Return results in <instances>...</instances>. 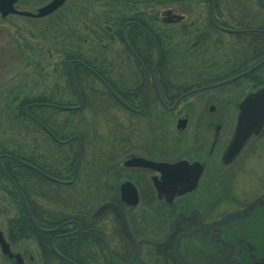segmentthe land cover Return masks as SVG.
<instances>
[{
	"label": "trees",
	"instance_id": "obj_1",
	"mask_svg": "<svg viewBox=\"0 0 264 264\" xmlns=\"http://www.w3.org/2000/svg\"><path fill=\"white\" fill-rule=\"evenodd\" d=\"M46 1L48 0H18L17 7L33 10ZM128 1L132 0H67L59 10L45 17L46 20H52L50 23L51 29L58 33L57 37L60 38L54 43V47L58 50V55H60L58 56L55 69V82L59 88H53L54 91L58 92V90L63 89L77 95L68 65L70 60L77 59L104 76L116 93L126 100L120 85L124 83L121 79L116 78L115 80V77L110 74L111 70L100 68L98 66L100 64L98 62L99 58L96 56V58L93 56L89 57V54L83 51L85 47L83 39L89 37L88 33L108 31V27L113 28L111 29L113 33H107L106 36L111 34L108 36L110 38L112 35H118L120 39L121 27L128 20L142 15V12H138V9H132L131 14L126 15L124 10ZM200 1L208 2L209 5L212 2V0ZM155 2L166 3L163 0H155ZM257 3L256 6L264 13L263 7L259 2ZM241 4L244 7L255 6V4L247 0L229 1V5L234 7ZM221 10L222 5L218 2L214 15H220ZM256 11L259 12L255 7V14L257 13ZM66 12L67 15L64 17ZM230 13L233 15L232 11ZM216 21L228 28L239 27L242 29L247 23L251 25L247 14H244L243 19L237 20L236 26L220 19H216ZM141 22L155 36H158V30L155 28L153 21L142 20ZM132 27L136 28L135 26ZM255 27L264 29L263 17L258 18ZM212 28L216 29L213 26ZM137 29L140 30L139 28ZM63 30H70V34L67 35L62 32ZM63 35L68 40L63 39ZM166 35L165 39L168 38ZM236 35H239L243 42H247L245 49L243 48L244 44L241 42L235 48V50L243 52L241 55L244 60H242V63L237 64L235 68V70L239 71L251 66V64H246L251 62V59H253L255 64L264 57V32H255L250 36H241V33ZM158 41L162 50L160 62L171 61L169 58L174 53L173 49L164 43L162 44L159 38ZM95 43L100 45L102 39L98 37ZM130 43L143 62H155V53H153L155 45L147 35L143 36L138 46L132 40H130ZM122 53L125 62L128 58L139 62L127 47L122 50ZM246 60L247 62H245ZM72 68L83 95L84 106L67 111L68 114L65 119H61L62 110L59 108L51 105H34L35 103L75 104L72 101L58 97L57 95H62L57 92L55 95L46 94L45 92L21 95L20 92H16L12 95L9 94L10 97L8 96V100L4 103L1 102L4 101L6 95L0 100V155L7 154L15 157V159L10 157L3 158L2 162L6 174L0 167V193L6 194L8 197L7 202L16 209V214L8 220L6 235H8L7 239L11 244L21 240H36L40 245L42 264H112L109 258L111 254L109 251L110 249L112 251L114 241L118 242V248L123 251L124 256H127L125 253L126 250L129 251L127 240L114 212L109 210L95 219L91 217V214L100 203L106 200H116L121 181L119 174L114 173V167L121 169L119 162L123 155L128 153L134 146V139L132 138L135 136L134 133L128 131V126L125 122L124 125L117 121L114 131L103 134L95 126L84 127L75 124V115L82 114L83 116L86 108L91 109V116H95V118L100 116L108 117L112 110L111 108L116 112L119 110L127 112L128 109L103 84H100L97 89L95 88L96 82H99L98 78L87 66L75 62ZM256 71L253 73H257ZM259 80L263 83L262 80L264 79L259 77ZM14 104L15 109L12 108ZM4 105L5 108L3 107ZM27 105H30L28 112L42 121L58 139L65 140L74 134L80 135L82 156L77 176L73 182L59 183L52 181L36 169L22 162L30 163L55 178L71 180L78 152L77 141L60 143L52 138L40 124L25 113L24 108ZM131 105L134 106L135 103H131ZM4 111H6V115L3 116ZM263 132L260 136L263 135ZM256 139L251 142L253 143ZM88 147L90 148L89 152ZM11 179L18 184L25 195L36 224L30 218L20 192ZM143 201L147 203V206L141 205L140 211H137V206L126 208L134 233L141 236H150L154 231L166 232L174 217L170 209L171 214H164L163 219L159 222L157 220L159 213L158 200L148 198L147 200L143 199ZM146 208L149 210H146ZM70 220L73 222L65 223ZM63 223L65 224L60 226ZM77 223H80L83 227L81 232L74 235H62L56 239V249L68 258V260L62 259L52 250L51 241L56 234H66L77 228ZM58 226H60L58 230L53 233H45L39 229V227L55 228ZM189 239L192 238H186V240ZM196 248L198 250V253H196L199 257H206L207 260H210L208 257L211 256H208V253L204 254L202 248ZM154 255L157 256L156 254ZM213 257H216V255H213ZM161 260L162 258L157 261ZM173 261L174 264H181L180 260L175 256Z\"/></svg>",
	"mask_w": 264,
	"mask_h": 264
},
{
	"label": "flooded vegetation",
	"instance_id": "obj_2",
	"mask_svg": "<svg viewBox=\"0 0 264 264\" xmlns=\"http://www.w3.org/2000/svg\"><path fill=\"white\" fill-rule=\"evenodd\" d=\"M218 2L219 0H212L209 5L210 8L207 18L209 20L208 25H211L210 27L213 26L222 31L217 26L220 24L216 21V19H219V15H214V10ZM211 10L212 15H210ZM175 16L177 15L167 11L166 14L163 13L161 16L155 15L150 18V16L142 14L137 18L128 20L121 27L120 40L122 38L121 41L124 46L130 50L139 62L106 63L104 65H98L100 68L111 70L110 74L115 77L114 79H121L124 83L120 84L121 90L126 98L124 101L132 107L131 109L126 106L128 109L127 113L130 115L126 118L128 131L130 133L136 131L142 132L140 136L141 139L134 135L135 137L132 138L134 139V146L121 158L122 160H120L119 164L122 165V169H116V167H114V173L119 174L121 181L116 200H106L104 202L114 201L120 204L127 216L126 208H134L137 206V211H140L141 205L147 206V203L143 201V199L155 198L158 200L159 213L157 215V220L159 222L163 219L164 214L170 215L172 213L174 215L170 222L169 229L166 230V232L159 231V233L154 231L150 236L135 234L131 228L129 217L127 216L132 233L139 244L136 250H134L121 228L127 240L129 251L126 250L125 253L127 256H124L123 251L118 248V242L114 241L113 249L109 251V253H111L109 258L112 264H147L148 257L159 258L158 260L162 258V260L159 261L160 264H163V259L166 258V260H171L172 264H174L173 257L175 256L180 260L181 264H206L205 262H209V260H207L206 257H199L197 255L196 240H186V238H192L193 235L199 233L198 239H202L204 236L203 238L207 240V237H210L209 242L220 245L217 252H215L217 257L220 256L218 258V264H264V238L254 239L256 240L255 243L253 240L250 242L247 238H239L236 241L230 240V235H234V231L240 229L231 228V222L233 220L243 219L244 215H242L241 212L243 213V210L253 199L241 203L236 201L235 203H239L238 207L227 213V215L237 211V216L222 223H215V221L220 220V218L213 221L208 220L212 211L211 201L207 206H204V204L200 202L197 203V199L202 200L201 198L207 199L211 197L213 183L226 182L227 184L231 177L235 178L234 175L224 174L225 171H228V168H232L240 162L241 157L252 144L251 141L256 138L250 137V140H248L237 155L228 158L227 150L233 139L238 122L239 105L244 100L245 95L238 98L236 97L237 95L228 93L226 88L227 84L223 82L227 80L228 77L235 75L236 73L234 74V72L236 70H233L234 72L232 74L223 75L224 71H222L221 68L219 71L221 74H217L215 72L213 73L212 69L206 68L203 64L201 66L200 64H192V62L180 64L172 61L160 62L162 50L158 38L163 44L166 28L185 21V17L182 15H179L178 20H172ZM147 19L157 23L159 28L158 36H155L142 24L141 21ZM192 23L193 21H190L189 27H192ZM123 28L128 44L123 36ZM109 30L111 29L109 28ZM240 33L242 32L231 34ZM145 35L152 40L156 47L155 62L153 63L143 62L130 43V40H132L136 46L140 45L141 39H143ZM81 64L85 65L84 63ZM89 69L95 73L100 84H103L107 88L106 84L103 82L104 80L108 83L104 76L93 68ZM119 69L126 71V73L117 75V70ZM246 76L247 75L243 76L239 80L246 78ZM108 85L112 88L109 83ZM139 91L141 94H139ZM76 94L78 101H80L77 90ZM57 96L62 97L59 95ZM131 103H135V105L132 106ZM77 105L73 104L70 106ZM132 156L170 164L183 162L186 165L183 174H186L189 178L188 180H192V182L195 179L194 177L197 174V168L199 166L200 176L198 178V184L194 189L180 195L175 194L171 196L164 190L158 191L155 183L157 180H162L161 171L149 167L124 165V161ZM124 181H131L137 187L139 200L135 205L126 204L121 200V184ZM258 197L264 199V193ZM170 198L171 201H168ZM255 198L257 197H254V199ZM254 207H256V205H254ZM250 208L252 209V207L246 208L247 214L248 211L251 210ZM109 210L114 212L112 209H108L105 212ZM146 210L149 209L146 208ZM105 212H103L102 215ZM100 216L93 217V219L99 218ZM117 220L119 222L118 217ZM68 222L71 223L72 220ZM228 224H230V228H228ZM74 230H77V228ZM43 232L53 233V231ZM58 235L59 234H56L51 241V248L53 251L52 243L54 242L55 245ZM197 242L200 243V241ZM261 243H263V245ZM115 245L117 246L116 248ZM38 246L40 248L39 244ZM228 246H230V248ZM231 249H233V251H230ZM239 251L245 253L248 251L250 253L244 262L239 259ZM208 252L211 253L212 251L209 250ZM54 253L60 258L68 260V258L60 252L62 256L55 251ZM40 255L42 257L41 250ZM211 255L212 253L208 256ZM21 256L23 264H26V256L23 254ZM7 257L13 259L17 264L15 256L11 257L7 255ZM124 257H126V259H124ZM198 257L203 259H199ZM223 257H225V261ZM32 258L33 257H31V259ZM210 263L217 264L212 263L211 260Z\"/></svg>",
	"mask_w": 264,
	"mask_h": 264
},
{
	"label": "rangeland",
	"instance_id": "obj_3",
	"mask_svg": "<svg viewBox=\"0 0 264 264\" xmlns=\"http://www.w3.org/2000/svg\"><path fill=\"white\" fill-rule=\"evenodd\" d=\"M163 1L166 3H156L155 0L128 1L125 4L124 12L126 15H130L132 9H138V12L150 16V18L155 15L161 16L163 13L166 14L167 11H170L171 14L174 15L184 16L185 21L171 25L165 30L168 38H164V44L172 48L174 52L169 59L177 64L190 62H192V64H200L201 66L203 64L206 68L212 69V72L217 74H221L219 72L220 68L224 71L225 75L232 74L236 65L242 63V60H244L241 55L243 52L238 51L237 49L235 50L236 47L234 46L241 42L244 44L243 48L245 49V44H247V42H243L239 35L237 36L236 34L220 31L210 27L211 25H208L209 20L207 17L210 8L208 2L200 0ZM229 1L230 0H219V4L222 5V12L219 15V19L222 21H226L231 25L236 26L237 20L243 19L244 14H247L248 16L255 13L254 6L244 7V5L241 4L234 7L229 5ZM247 1H250L253 4H258L257 2H259L256 0ZM42 5H39L36 8ZM36 8L32 11L36 10ZM256 9L259 10V12H257L258 18H264V13L260 8L256 6ZM230 11H232L233 15H231ZM66 15L67 12L64 13V17H66ZM51 21L52 20H46V18L33 19L27 16L13 14L3 18L0 15V100L6 95L4 101L1 103H4L8 100V96L10 97V95L15 94L16 92H20L21 95H33L38 92H45L46 94L50 93L51 95L56 94L57 91H54L53 88H59L55 82V69L57 67L56 62L58 56L60 55H58V50L55 49L54 43L57 40H60V38L57 37L58 33L51 29ZM190 21H193L192 27H189ZM153 23L158 30L157 23ZM113 26H115V24H113ZM237 29L241 28L238 27ZM62 32H65L67 35L70 34V30H63ZM107 33L112 34V31L106 30L105 32L99 31L97 33H88L89 37L83 39L85 45L83 51H86L89 54V57L96 56L99 58L98 62L102 65L106 63L125 62L122 53V50H125L124 44L118 38V35H112L109 38L108 36L111 34L106 36ZM62 37L63 39L68 40L67 37L64 38V35ZM98 37L102 39L100 45L95 43ZM250 61L251 62H247L246 60L245 62H247L246 64L248 65L254 64L253 59ZM126 63H135V61L128 58ZM254 71L257 72L256 75L264 79V64ZM124 73H126V71L122 69L117 70V75H122ZM262 81L263 83H261L260 80L247 77L239 80V82L228 84L226 88L228 93L237 95L236 97L240 98L243 95L246 96L247 92L255 86L264 85V80ZM95 85V88L97 89L100 86V82H96ZM57 93L61 94L64 100L72 101L75 105L79 104V101L73 92L62 89L60 91L58 90ZM3 107L5 108V105ZM12 108L15 109V104ZM111 109L108 117L100 116L95 118V116H91V109L86 108L83 116L82 114L75 115V124L84 127L95 126L102 134L114 131L115 123H117V121L122 124H124V122L126 123V118L130 115L125 110H119L116 112L113 108ZM5 113L6 111H4L2 115H6ZM67 114L68 112L66 110H62L61 119H65ZM82 118L84 119L82 120ZM141 134V131L134 132V135L136 137L138 136V138H140ZM89 149L90 148L88 147V152ZM224 174L234 175L235 178L231 177L227 184L226 182L213 183L211 197L207 199L201 198L202 200L197 199V203L200 202L204 204V206H207L211 201L212 211L208 220L213 221L224 215L226 216L227 213L235 210L239 205V203H235L236 201L241 203L253 199L250 203H255L247 206L252 207V209L250 208L251 210H249L247 214V212L244 213L246 207L243 210V213L241 212V214L244 215L243 219L233 220L231 222V228L237 229L240 227L239 230L234 231V235L240 238H247L250 242L253 240L255 243L256 240L254 239H263L264 208H262V206L254 207V205L258 204V196L264 193V132L262 136L250 145L248 150L241 157L240 162L234 167L228 168V171H225ZM254 197L257 198L254 199ZM7 200V195L0 193V228L4 232L5 237L8 236L6 235L8 220L16 214V209L12 205H9ZM230 224L227 225L228 228H230ZM198 234L199 233L192 236V239L194 241L196 240V247L202 248L204 254L208 253V255H210L212 253L210 260L212 263H217L219 257H213V255L217 252L220 245L209 242L210 237H207V240L204 238L198 239ZM197 241H200V243ZM261 244L263 245V243ZM11 246L13 252H18L21 255L23 254L26 256V264H42L40 248L36 240H21L15 244L12 243ZM228 247L230 248V246ZM209 250L212 252H208ZM230 251H233V249ZM246 252L247 253L239 251L238 254L240 261L242 260L244 262L248 257V254L250 255L248 251ZM31 257L33 258L31 259ZM223 259L225 261V257H223ZM157 260L158 259L155 257H148L147 264H160ZM210 260L205 263L211 264ZM163 262L164 264H172L171 260L163 259ZM0 264H16L13 259L8 258L7 255L2 252L1 247Z\"/></svg>",
	"mask_w": 264,
	"mask_h": 264
},
{
	"label": "water",
	"instance_id": "obj_4",
	"mask_svg": "<svg viewBox=\"0 0 264 264\" xmlns=\"http://www.w3.org/2000/svg\"><path fill=\"white\" fill-rule=\"evenodd\" d=\"M66 1L67 0H50L47 3L43 4L42 6L38 7L35 11H31V10L17 8L16 4H17L18 0H0V14L3 18L7 17L10 14H16V15L34 17V18H42V17H46V16L54 13L55 11H57L59 8H61L64 5V3ZM259 1H260L261 5L264 7V2L262 0H259ZM210 15H212V10L210 11ZM176 19L178 20L179 16H175V18H172V20H176ZM219 28L224 30V31L231 32V33L242 32V30H239V29H230V28H225V27H221V26H219ZM256 31H263V30L256 29ZM122 32H123L124 39H125L126 43L128 44V41H127L125 33H124V28L122 29ZM75 61L77 62V60L69 61V69H70L71 77L73 79L77 93L79 95L80 101H79V105H77V106H60V105L57 106L61 109H65V110L77 109V108H81L83 106L82 94H81L80 89L77 85V82H76V79L74 76V72L72 70V64ZM79 62H81V61H79ZM262 64H264V58L261 61L257 62L256 64H254L249 69H247L246 71L237 75V77L245 75V74L257 69ZM228 80L231 81L232 79L230 78ZM226 81H224L223 83H225ZM103 82L106 84V86L110 90V92L113 93L115 95V97L122 104H124L125 106L132 109V107L130 105H128L124 100H122L115 93V91L108 85V83H106L104 80H103ZM34 105L56 106V105L50 104V103H35ZM29 107H30V105L25 106V108H24L25 113L28 116H30L33 120H35L38 124H40L57 141H59L60 143H67L73 139L77 140V143H78L77 161H76L75 168H74V175H73V178L71 180L56 179V178L46 174L45 172H43L38 167H36L30 163H27L25 161H22V160L21 161L23 163L27 164L29 167L36 169L37 171H39L40 173H42L46 177L50 178L51 180H54V181L59 182V183H71V182H73L74 179L76 178V175H77V168H78V164H79L81 152H82V143H81L80 136L78 134H76L67 140H60V139L56 138L54 136V134L52 133V131L42 121H40L36 116H34L33 114L28 112ZM142 111H143V108H142ZM263 128H264V86L256 87V88H253L252 90H250L248 92V94L246 95V97L244 98V100L240 103V105H239V116H238V122L236 125L235 133H234L233 139L230 142L229 148L227 150L228 158H232L233 156L237 155L241 151V149L243 148L244 144L249 140V138L252 136L259 135L262 132ZM4 157H10V158H14V159H15V157L12 155H7V154H1L0 155V167L6 173V170H5V168L3 166V162H2ZM125 164L128 166L149 167V168H153V169L161 171L162 180L161 181L157 180L155 183V186L157 187L158 191L164 190L165 192H167L171 196H174L175 194L180 195L186 191L194 189L198 184V178L200 176L199 166H198L197 174L194 177L195 178L194 181L192 182V180H188L189 179L188 176H186V174H183V172L186 168V165L183 162L170 164V163H166V162H155V161L148 160V159H145L142 157L132 156V157L126 159ZM12 182L16 186V188L19 190L20 195H21V197L24 201V204L27 208V211L29 212L32 220H34L32 215H31V211H30V208H29V205H28V202H27L25 195L23 194V192L21 191V189L19 188L17 183L14 181H12ZM121 200L124 203L130 204V205H135L138 202V200H139L138 190H137V187L131 181H124L121 184ZM259 200H262V197H260ZM168 201H171V198L168 199ZM254 203H250L248 206L253 205ZM108 209H112L115 212V214L117 215V217L119 219L121 228H122L125 236L130 241L133 249L136 250V247L139 243L137 242L135 236L132 233V230H131L130 225L128 223V219H127V216L125 214V211L120 204H118L114 201L104 202L94 211V213L92 214V218L102 215V213ZM246 211H247V209L244 210V213H246ZM235 216H237V214H236V212H233L231 214H228L226 217L215 221V223L226 222L230 218L235 217ZM77 225H78L77 230H75L73 233H77V232H80L82 230L81 225L79 223H77ZM42 230L46 231V232H51L54 229L42 228ZM0 247H1V250L4 254L11 256V257L15 256L17 264H23L22 256L20 255V253L14 254L11 251L10 243L7 241V239H6L1 228H0ZM52 247L57 254L61 255L57 251V249L54 245V242L52 243Z\"/></svg>",
	"mask_w": 264,
	"mask_h": 264
},
{
	"label": "bare ground",
	"instance_id": "obj_5",
	"mask_svg": "<svg viewBox=\"0 0 264 264\" xmlns=\"http://www.w3.org/2000/svg\"><path fill=\"white\" fill-rule=\"evenodd\" d=\"M256 1H259V0H256ZM263 1V0H262ZM260 2V1H259ZM261 4V3H260ZM262 6V5H261ZM254 7H256V4H255V6ZM263 7V6H262ZM263 9H264V7H263ZM257 10V9H256ZM257 12V11H256ZM42 18H45V17H42ZM42 18H37V19H42ZM249 18H250V22H251V25H249L248 23L246 24V26H244V27H242V29H239V30H242V35L241 36H250L251 34H253V33H255V32H257L256 31V29H258V28H256L255 27V24L257 23V21H258V13H254L253 15H249ZM261 30H263V31H259V32H264V29H261ZM238 44V43H237ZM237 44H235V46L234 47H236L237 46ZM155 50H156V47H155ZM153 51V53H156V51ZM264 58V57H263ZM262 58V59H263ZM261 59V60H262ZM261 60H259V61H261ZM250 67H252V65L251 66H249L247 69H249ZM235 69V68H234ZM233 69V70H234ZM247 69H242V70H236L235 72H234V74L235 75H232L231 77H228L227 78V81L225 82L227 85L228 84H231V83H233V82H239V79L240 78H242L243 76H245V75H247L246 76V78L248 77V78H252V79H257V80H259V76L258 75H256V73L254 74L253 72H254V70L253 71H251V72H249V73H247V74H245V75H242V76H239V77H237V75H239V74H241L242 72H244V71H246ZM253 74V75H252ZM232 79L231 81H229L228 79ZM139 94H141V92L139 91ZM119 97L121 98V99H123L120 95H119ZM124 100V99H123ZM166 104V103H165ZM64 106H70V105H64ZM166 110V109H165ZM53 133V132H52ZM49 134V133H48ZM50 135V134H49ZM74 135H76V134H74ZM73 135V136H74ZM79 135V134H78ZM51 136V135H50ZM55 136V135H54ZM80 136V135H79ZM52 138H54L53 136H51ZM56 137V136H55ZM72 137V136H71ZM70 137V138H71ZM57 138V137H56ZM55 139V138H54ZM69 139V138H68ZM81 139V138H80ZM56 140V139H55ZM65 140H67V139H65ZM72 141H77V140H75V139H73V140H71V141H69V142H72ZM69 142H67V143H69ZM77 145H78V143H77ZM78 153V152H77ZM81 156H82V152H81ZM80 160H81V157H80ZM122 160V159H121ZM76 161H77V157H76ZM76 161H75V164H76ZM126 161V160H125ZM125 161H124V165H126L125 164ZM79 163H80V161H79ZM78 166H79V164H78ZM121 166V169H122V165H120ZM74 168H75V166H74ZM78 169V168H77ZM4 172V171H3ZM44 172V171H43ZM73 172H74V170H73ZM5 173V172H4ZM6 174V173H5ZM42 174V173H41ZM47 174V173H46ZM49 175V174H48ZM45 176V175H44ZM51 176V175H50ZM53 177V176H52ZM55 178V177H54ZM50 179V178H49ZM56 179H58V178H56ZM12 180V179H11ZM59 180H61V179H59ZM13 181V180H12ZM52 181H54V180H52ZM15 182V181H14ZM18 185V184H17ZM19 191V190H18ZM260 198V197H259ZM258 204V206H262V208H264V199L262 198V200H259L258 202H257ZM101 205V203L96 207V209L99 207ZM256 205V206H257ZM27 209V208H26ZM95 209V210H96ZM94 210V211H95ZM31 211V210H30ZM94 213V212H93ZM92 213V214H93ZM28 214H29V212H28ZM92 214H91V217H92ZM31 215H32V217H33V214H32V212H31ZM29 216H30V214H29ZM30 218H31V216H30ZM32 219V218H31ZM34 219V218H33ZM33 222H34V224H36V222L34 221V220H32ZM68 223H70V222H68ZM72 223V222H71ZM62 225H64V224H62ZM61 225V226H62ZM60 227V226H59ZM59 227H55V228H53L54 230H53V232L54 231H57V229L59 228ZM238 228H240V227H238ZM39 229L41 230V231H43L42 230V228L41 227H39ZM75 230H73V231H70V232H67L66 234H59L60 236H62V235H74V234H76V233H73ZM52 232V231H51ZM59 235H58V237H59ZM240 237H238V236H235V235H230V240H232V241H236V240H238ZM70 260V259H69ZM71 262H72V260H70ZM236 263H238V262H236Z\"/></svg>",
	"mask_w": 264,
	"mask_h": 264
}]
</instances>
